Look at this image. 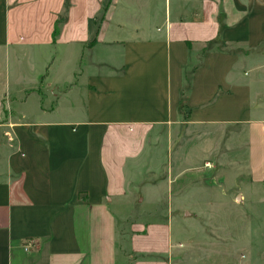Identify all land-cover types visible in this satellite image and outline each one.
Instances as JSON below:
<instances>
[{
	"label": "crops",
	"instance_id": "obj_1",
	"mask_svg": "<svg viewBox=\"0 0 264 264\" xmlns=\"http://www.w3.org/2000/svg\"><path fill=\"white\" fill-rule=\"evenodd\" d=\"M172 126L264 177V0H0V264H206L173 221L120 245L132 162Z\"/></svg>",
	"mask_w": 264,
	"mask_h": 264
},
{
	"label": "rangeland",
	"instance_id": "obj_2",
	"mask_svg": "<svg viewBox=\"0 0 264 264\" xmlns=\"http://www.w3.org/2000/svg\"><path fill=\"white\" fill-rule=\"evenodd\" d=\"M182 113L186 119L187 111ZM209 133L185 126L146 132L149 141L144 153L128 172L132 194L123 214L119 212L123 217L119 223L121 248L128 245L131 226L144 231L148 225L169 226L173 221L182 236L188 234L190 225L208 232L209 242L202 240L195 246L212 249L203 255L206 264H225V260L235 264L231 252L236 247L245 263L258 257L259 264H264V255L254 257L252 253L264 251V177L251 181L249 160L246 156L240 159L242 150L226 152L225 158L209 156L208 150L215 146ZM185 211L192 215L186 216ZM196 213L199 216L194 220ZM180 248L184 258L190 256L188 242L181 241Z\"/></svg>",
	"mask_w": 264,
	"mask_h": 264
},
{
	"label": "built area",
	"instance_id": "obj_3",
	"mask_svg": "<svg viewBox=\"0 0 264 264\" xmlns=\"http://www.w3.org/2000/svg\"><path fill=\"white\" fill-rule=\"evenodd\" d=\"M29 248V245L28 246H26V249H28Z\"/></svg>",
	"mask_w": 264,
	"mask_h": 264
}]
</instances>
